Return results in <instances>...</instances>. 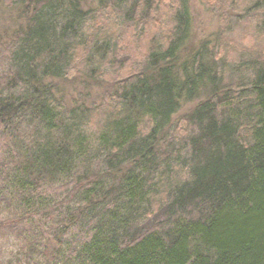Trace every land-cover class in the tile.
Returning a JSON list of instances; mask_svg holds the SVG:
<instances>
[{"label":"trees","instance_id":"1","mask_svg":"<svg viewBox=\"0 0 264 264\" xmlns=\"http://www.w3.org/2000/svg\"><path fill=\"white\" fill-rule=\"evenodd\" d=\"M16 1L23 22L0 33V234L24 240L15 264H264V49L231 47L225 28L258 13L263 34L264 0L223 9L198 42L189 0H169V31L148 29L129 67L97 12L141 36L164 0ZM76 55L90 80L117 72L67 105L56 83Z\"/></svg>","mask_w":264,"mask_h":264},{"label":"rangeland","instance_id":"2","mask_svg":"<svg viewBox=\"0 0 264 264\" xmlns=\"http://www.w3.org/2000/svg\"><path fill=\"white\" fill-rule=\"evenodd\" d=\"M168 1L169 0H164V5L158 15L155 13L151 14L149 21L145 22V32L141 36L140 32L135 29V27H132V25H124V27L115 25L112 21V16L115 13L111 12L113 10L111 7H108L106 11L99 10L97 12L94 26H102L106 32H115L122 36L119 40V46L123 48L121 55H127L125 59L127 58L129 62L125 64L129 67L133 65L132 63H136L140 55L145 52L146 44L150 36L148 29L154 32L160 30L159 33L162 34L169 31L170 7H168ZM249 2V0H189V8L193 22L194 42H198L201 39H213L219 27V15L223 9L229 10L228 7L233 6L240 12V16H245L243 11L246 10ZM81 4L86 10L98 8V0H81ZM108 10L110 12L106 14ZM257 14L258 13H253L251 16H245L240 19V21L233 20L230 26H225L226 30L229 32V38L227 37V40L230 41L229 45H231V47L251 46L257 49H264V33L260 34L254 30V24L259 17ZM233 15L235 16V14ZM109 16H111V18ZM108 20L110 22H108ZM22 22L23 20L19 17V7L11 5L10 2L6 0H0V33H3L4 30H11ZM160 24L163 25V28ZM258 34L260 36H258ZM226 49L229 48L226 47ZM228 54L227 57L230 60L236 56V52L233 48L229 49ZM75 65H80V62L77 60ZM79 68L80 67L76 68V76H74V78L71 77L67 81L56 83L58 98L63 95L62 101L67 105H71L79 100H91L93 97H96L98 92L103 88L108 90V82L112 80L111 76L117 72L114 68L111 69V67H109L102 76L103 80L101 82H96L88 79ZM227 77H229V74L226 73V78ZM190 107L191 105L185 106L179 115L184 114ZM1 210L0 218L4 216L3 208ZM23 243L24 240L22 238H16L12 234H0V264H15L18 258H22L23 262H25L23 257L25 253L22 247ZM32 262L33 261H31V263L28 262V264H35Z\"/></svg>","mask_w":264,"mask_h":264},{"label":"bare ground","instance_id":"3","mask_svg":"<svg viewBox=\"0 0 264 264\" xmlns=\"http://www.w3.org/2000/svg\"><path fill=\"white\" fill-rule=\"evenodd\" d=\"M7 2H10V4L11 5H13V6H16L17 4H18V2L16 1V0H6ZM233 14H235L236 16H240L241 14H240V12H238L237 10H235V11H233ZM245 15V14H244ZM5 53L3 52V51H1V48H0V73H1V68H3V70L8 66V62H7V60L5 59V60H3L2 61V63H1V58H4L5 57V55H4ZM73 62H74V64H75V62L78 60L79 62H80V65H78V66H76L75 65V67H82L84 64L82 63V61H80L79 59H78V56L76 55L73 59ZM50 78H52L51 76H47V77H44L43 78V82L44 83H48V80L50 79ZM52 82L53 83H56V79H52Z\"/></svg>","mask_w":264,"mask_h":264}]
</instances>
